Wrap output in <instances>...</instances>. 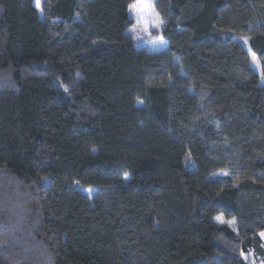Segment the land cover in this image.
Masks as SVG:
<instances>
[{
  "label": "trees",
  "instance_id": "trees-1",
  "mask_svg": "<svg viewBox=\"0 0 264 264\" xmlns=\"http://www.w3.org/2000/svg\"><path fill=\"white\" fill-rule=\"evenodd\" d=\"M134 1L0 0V264L264 257V0Z\"/></svg>",
  "mask_w": 264,
  "mask_h": 264
},
{
  "label": "rangeland",
  "instance_id": "rangeland-1",
  "mask_svg": "<svg viewBox=\"0 0 264 264\" xmlns=\"http://www.w3.org/2000/svg\"><path fill=\"white\" fill-rule=\"evenodd\" d=\"M41 1L42 0H40V7H38L39 13H42ZM155 1L156 0H153L155 13L158 15L159 19L162 21V23L160 24L159 27L154 26V24L151 22V19L149 20L147 28H145V25L143 22L138 24L137 23V17L135 15V13L130 10V16L132 17V25L129 28V31L136 38L137 47H145V48L150 49V50H158V49L165 48L168 44V41L163 34V28L165 25V21L161 17V15L158 13L156 6H155ZM35 3H36V0H35ZM36 5H37V3H36ZM224 175H225L224 173H220L218 176L223 177ZM77 186L81 190H83L85 193H87L89 196H93V194L96 190L95 187H93V186H83L80 184H78ZM218 216L222 217L224 219V221H226L225 223H227V221H234L233 224H229V223H227V224H229L233 228L236 227V222L234 219H228V218L224 217L222 214H219ZM218 222H220V221H218ZM222 224H224V223H222ZM262 233H264V231ZM262 237L264 240V236H262ZM254 264H264V257L256 259L254 261Z\"/></svg>",
  "mask_w": 264,
  "mask_h": 264
},
{
  "label": "snow or ice",
  "instance_id": "snow-or-ice-1",
  "mask_svg": "<svg viewBox=\"0 0 264 264\" xmlns=\"http://www.w3.org/2000/svg\"><path fill=\"white\" fill-rule=\"evenodd\" d=\"M36 3L37 7H40V0H36ZM130 10L135 13L137 17V23L139 24L143 22L145 28H147L150 19L156 27H159L162 23L158 15L155 13L153 0H135V2L130 5ZM41 11H43L42 8ZM253 62H256L255 55H253ZM216 219L220 221V223L226 222L220 216H218ZM227 223L233 224L234 221H227ZM261 235L264 236V233H261Z\"/></svg>",
  "mask_w": 264,
  "mask_h": 264
},
{
  "label": "crops",
  "instance_id": "crops-1",
  "mask_svg": "<svg viewBox=\"0 0 264 264\" xmlns=\"http://www.w3.org/2000/svg\"><path fill=\"white\" fill-rule=\"evenodd\" d=\"M262 232H263V231H262ZM262 232H261V233H262ZM261 236H262V235H261ZM262 238H263V237H262ZM263 241H264V240H263Z\"/></svg>",
  "mask_w": 264,
  "mask_h": 264
}]
</instances>
